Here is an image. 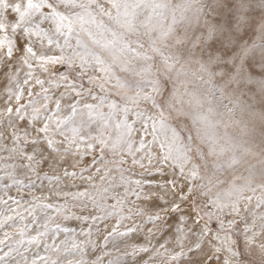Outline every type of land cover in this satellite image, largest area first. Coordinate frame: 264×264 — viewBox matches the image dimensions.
I'll list each match as a JSON object with an SVG mask.
<instances>
[{
	"label": "rangeland",
	"instance_id": "374dc122",
	"mask_svg": "<svg viewBox=\"0 0 264 264\" xmlns=\"http://www.w3.org/2000/svg\"><path fill=\"white\" fill-rule=\"evenodd\" d=\"M150 1L169 10L186 7L175 9V14L171 10L165 27L168 34L161 36L158 29L146 28L152 34L149 37L147 31L143 34L125 28L115 20L122 5L135 12L146 11L142 0H24L44 16L41 27L31 25L37 32L43 35L46 27L52 30L62 17L65 26H58L65 32L70 29L73 45L92 47V53L101 52L111 66L89 70L60 52L28 60L32 77L25 83L26 91L0 114V125L3 123V130L14 138L13 143H6L12 153L0 157V264H122L132 259L136 264H179V235L189 246V240L194 241L187 250L198 254L197 264H264V179L255 174L245 179L251 175L247 162L255 147L260 148L258 159L264 162V141L256 142L252 132L239 129L244 121L238 101L231 92L214 85L211 64L189 56L191 45L182 40L209 25L211 3ZM233 3L239 8L238 15L253 14L245 20L259 19L256 13L264 15L260 0ZM185 16L195 23L184 27L180 23ZM5 33L10 32L0 25V35ZM44 37L41 40L46 42ZM24 43L28 47L27 39ZM70 51L76 48H67L66 52ZM249 54L254 55L259 71L264 50L253 49ZM62 88L71 89L78 100L77 111L70 112L80 118H71L66 136L57 134L58 125L49 118L51 112H59L50 95ZM244 92L259 105V95ZM261 106V110L252 109L256 115L261 112L264 120V104ZM199 112L224 129L222 140L215 139L218 153L208 148V136L196 128L193 115ZM13 115L17 117L10 123L7 117ZM89 119L92 127L87 124ZM26 128L27 139L16 132ZM88 132L91 137L86 136ZM33 139L49 143L48 159L53 168H40L41 157H31L23 150ZM173 154L176 161H172ZM232 154L245 160L242 167H236L235 175L227 160ZM9 160L26 165L27 172L13 173L15 167ZM30 160H35L31 167L26 163ZM34 173L39 175L34 183L38 184L41 176L63 188L49 198L52 202L33 190L28 179ZM21 178L25 180L19 181ZM100 179L104 181L99 184ZM78 183L93 184L89 189L92 195L73 196L67 189ZM55 203L62 204L64 210L50 215ZM96 208L107 215L82 216ZM176 209L183 213L180 223H149L155 217L167 220ZM255 209L258 215H248ZM248 217L251 225L245 219ZM163 229L170 236L154 246L151 241ZM24 230L35 234L23 239L20 233ZM131 234L150 241L134 243L130 251L121 250L126 244L133 245L128 238ZM22 241L30 245L23 246ZM40 241L49 249L38 251L35 245ZM171 245L174 248L168 255L165 249Z\"/></svg>",
	"mask_w": 264,
	"mask_h": 264
},
{
	"label": "bare ground",
	"instance_id": "6f19581e",
	"mask_svg": "<svg viewBox=\"0 0 264 264\" xmlns=\"http://www.w3.org/2000/svg\"><path fill=\"white\" fill-rule=\"evenodd\" d=\"M142 1L146 5V11L135 12L133 8L126 9L128 6L122 5L119 8V10L122 12L119 14L118 17H115V20L125 28L137 30L143 34H145L147 31L148 32L147 36L149 37H152V34L146 28L158 29V32L161 33V36H163L165 33L168 34L169 33L167 32L168 29L167 28L165 29V27L169 25L168 18L171 17L170 15L171 10L173 9L174 10L173 14H175V9L177 11H183L184 9H186L185 6L179 5L177 7L173 6L169 10V8H166L163 5L154 6L155 3L152 4L150 0H148V3H150L149 6L147 5L145 0ZM209 2L212 4V0H209ZM30 6L31 5H27L24 2V0H0V25L5 26L8 32H10L0 35V41H1L0 45L3 44L2 46H0V114L10 102H12L17 97H19V95L22 92L26 91L25 83L28 80H30V78L32 77L31 76L32 71L29 69L30 67L28 65V60L30 62H33L35 60H39L41 57L46 56V54L49 57V56H55L57 52H60L64 54L67 58L79 62L83 66V68H87L89 70L90 69L104 70L105 68H107V66H111L110 62L107 60L108 58L102 55L101 52L98 54H93L92 47L88 49L83 45H73L74 42L70 37L71 35L70 29H67L69 31L65 32L64 30H62V28H60L65 26L64 19H62V17L61 18L59 17V19L57 20V24L60 27L58 25L53 24L52 30H49L48 27H46L47 28L46 30H42L43 35L45 36L44 38L46 40V42H43L41 40L43 35L37 32L35 27L32 28L31 25L35 23L36 25H39L41 27V22L45 21L44 16L38 14L36 10H33L34 7L30 8ZM178 15L183 16V14L180 12H178ZM183 18L184 20L180 24H182L184 27L192 26L195 23V20L192 21V17L190 16H185ZM183 35H184L183 33L180 34V39ZM24 39L28 40L29 43L28 47L24 43ZM189 39H190L189 37H185L182 40L184 44H187L189 42ZM73 46L76 48V51L66 52L67 48L71 50ZM57 48H59L60 51H58ZM90 49H92V51ZM258 50H259L258 47L255 48V51ZM24 58H26L27 60L26 59L24 60ZM101 74L106 75V73H101ZM119 82L121 86H123V88L127 89L126 83L124 84L121 80ZM70 91L71 89L69 90V88H62L59 91H56L50 95L52 99L56 101L57 103L56 108L57 110H59V112L56 113L51 112L49 118H53L55 120L56 125H58L56 128L57 134H61L65 136L67 133L65 131V127L68 124H70L71 118L75 117L74 120L78 119V121H80V118L74 116L76 112L72 114L70 112L72 110L77 111L76 109L78 108L77 106L78 100L71 95ZM233 100L238 101L240 106L238 113H240L244 121L243 125H239V129L241 131L246 129L252 132L254 135L252 139L256 142L260 140L264 141V120H262L263 117L262 113L257 112L256 115L255 114L256 111L252 109L253 106L259 108L260 110L262 109L261 108L262 102L260 97H258L259 105L255 104L254 100H251L250 96L246 95L245 92L243 95H240L238 99H233ZM16 117L17 115L9 116L7 117V121L11 123L16 119ZM193 117L196 119L194 120L197 121L199 124V126L197 124L196 128H199L200 134L202 133V135L206 134V136H208L207 139H205L206 141H209L208 148L210 150H213V152L218 153L220 148L216 143L215 139L217 140V138H220L222 140L221 131H223L224 129L220 128L217 124L212 125L211 122L208 121L207 116L204 115L202 112H199V114H194ZM87 124L89 125V127H92L93 121L89 119V122H87ZM3 127L4 124L2 123L0 125V157H5V156L7 157L12 153V150L9 147H7L6 143L10 141L13 143L14 138L12 137L13 135L6 132L5 129L3 130ZM16 132L17 134H20L23 137H25V139L29 137L28 128H26L25 130H18ZM88 134L89 137H91L90 136L91 133L88 132L86 136H88ZM231 140L233 139L231 138ZM109 143H114V140ZM249 144L250 143H247V145H245L244 148H246ZM256 148L257 147H255L252 152L253 158L249 159V161L247 162L248 164L247 168L249 169L251 175H249V177L246 176L245 179H249L250 176H252L253 174H255L257 178L264 179V162L258 159L259 158L258 152L260 148L257 149ZM23 150L26 151L31 157H37V158L41 157L40 162L38 164L40 168H47V167H49L50 169L53 168L51 167V164L49 163V159H48V155L50 153L49 143L45 139H33V141L31 143H28ZM170 156L172 158V161L173 160L176 161L177 156H175L174 154ZM227 160L230 163V167H231L230 173L234 175L237 173L236 167H242L245 161L242 160V158L238 159L235 154L230 155V158H228ZM9 161H10L9 165L15 167L13 168V173L18 175H23L27 172L26 165L24 164L21 165L16 160H9ZM45 161H47V164H45ZM34 162L35 160L32 161L30 160L27 161L26 163L29 167H31L33 166ZM6 163L8 164L9 162ZM23 165L24 167H22ZM37 177H39V175H36V173H34L32 174L31 179L28 178L27 179L31 184V182H33ZM23 180L25 179L21 178L19 181H23ZM38 180L40 181L38 182V184L33 182L31 186L33 187V190H35V193L41 198H44L45 201L47 202H52L49 198L52 195L63 190V188H61L59 184L54 183L53 185L52 181H51L52 183L47 182L44 177L40 176ZM103 181H104L103 179H100L97 181V183L100 184ZM76 186L74 187L71 186L70 188L68 187L67 189L69 192H72L71 194L73 196L75 194L79 195L81 193H83L86 196L92 195V190L89 189L92 188V186H94L93 184L78 183V185ZM17 197L19 198L20 196ZM146 206L151 207L152 203H148ZM152 208L153 207H151V209ZM63 210L64 207L62 204L55 203L53 204L52 208L49 210V214L52 215L55 211L61 213ZM103 213H104L103 209L96 208L87 211L86 213H83L82 216L85 218H92V217L98 218L102 215H107V212L105 214ZM254 213L255 215H258L259 210L255 209L253 210V212H250L248 215L252 216V214ZM249 217L245 219L247 223L251 225L252 222L248 221ZM60 226L62 225L57 226V228ZM66 229H69V227L66 226ZM31 233L35 234L34 231L29 232L24 230L23 233H20L21 235L20 237L26 239ZM169 236L170 235L168 230L163 229L158 234V236L151 241V243L153 242V245L155 246L157 245L158 242L167 240ZM128 238L130 239V241H133V245L126 244L121 250L130 251V248L133 247L136 243H142L143 245L144 244L146 245V243L150 241L148 239H145L144 237L143 238L141 236L139 237L136 234H131V236ZM176 238H178L179 245L182 246L177 250L180 251V255L177 259V263L183 264L185 260H189L190 264H197L198 254L194 253V251L191 252L190 250H187L190 246L191 247L194 246L193 243L194 241L189 240L191 242L189 246L187 244V241L183 240L184 238L180 237V235L179 237L177 236ZM20 244H22L23 246L30 245L29 242H25V241H22ZM35 246H37L38 251L39 249L40 250L49 249L48 244L44 243V241H40V243L36 244ZM173 248L174 247L172 245L167 246L165 249L166 254L169 255L170 252L173 251L172 250ZM119 263H122V261H119ZM122 264H136V263L132 259Z\"/></svg>",
	"mask_w": 264,
	"mask_h": 264
},
{
	"label": "snow or ice",
	"instance_id": "6c2138e0",
	"mask_svg": "<svg viewBox=\"0 0 264 264\" xmlns=\"http://www.w3.org/2000/svg\"><path fill=\"white\" fill-rule=\"evenodd\" d=\"M260 2L264 4V0ZM209 7L211 12L207 15L210 23L189 39L191 48L188 55L211 64L214 85L231 92L233 99H238L246 89L248 93L259 95L264 104V64L258 71L254 55L249 54L257 47L264 50V15L256 13L254 16H259V19L245 20V16L253 14L245 12L238 15L233 0H212ZM258 77L260 79H256ZM178 213L176 209L167 220L155 217L150 218L149 223L178 224L183 215Z\"/></svg>",
	"mask_w": 264,
	"mask_h": 264
}]
</instances>
